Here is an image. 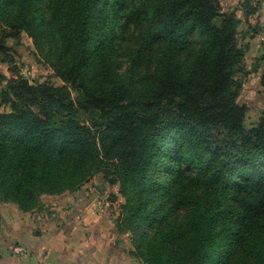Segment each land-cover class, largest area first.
Here are the masks:
<instances>
[{
  "label": "trees",
  "instance_id": "16d2710c",
  "mask_svg": "<svg viewBox=\"0 0 264 264\" xmlns=\"http://www.w3.org/2000/svg\"><path fill=\"white\" fill-rule=\"evenodd\" d=\"M242 23L220 0H0V61L25 32L64 82L7 80L0 200L32 211L103 173L134 262L264 264V113L246 126ZM259 59L264 88V46Z\"/></svg>",
  "mask_w": 264,
  "mask_h": 264
},
{
  "label": "crops",
  "instance_id": "0c3cea01",
  "mask_svg": "<svg viewBox=\"0 0 264 264\" xmlns=\"http://www.w3.org/2000/svg\"><path fill=\"white\" fill-rule=\"evenodd\" d=\"M91 188L89 182L59 201L46 196L32 211L0 200V264H133L129 239L116 230L117 203L96 207L115 187ZM20 244L28 249L24 258L12 251Z\"/></svg>",
  "mask_w": 264,
  "mask_h": 264
},
{
  "label": "rangeland",
  "instance_id": "374dc122",
  "mask_svg": "<svg viewBox=\"0 0 264 264\" xmlns=\"http://www.w3.org/2000/svg\"><path fill=\"white\" fill-rule=\"evenodd\" d=\"M248 1L249 0H220V3L223 11L230 12L234 10L238 17L243 20L240 26V34L238 35V43L250 46V50L246 57V65L250 73L246 76L238 75L237 77L241 78L243 84L238 100L241 105L247 107L245 118L246 126L252 127L264 113V88H262L260 84L263 63L259 59L263 53L264 46V0H250L252 7H259V9L247 20L245 18L244 7ZM6 43L9 58H3L0 61V96L5 88L7 80L12 76L13 71H18L20 75L27 78L29 82L33 84L47 82L56 87L64 85V82L56 76L55 70L50 65V62L42 56L32 38L25 32L19 33L17 38L7 39ZM8 111H10L9 106L2 103L0 105V112ZM105 179L106 177L103 173L95 175L91 179L92 188L89 191H94V185L105 184ZM118 189V187H115L111 190L118 192ZM85 191L86 189L82 190L80 195L84 194ZM67 193L69 192L65 194ZM53 197L56 201H59L62 195ZM100 202L101 203H98L97 201L96 207L102 211L106 210L108 205L105 206L103 200ZM133 264L143 263L134 262Z\"/></svg>",
  "mask_w": 264,
  "mask_h": 264
},
{
  "label": "built area",
  "instance_id": "2783aa9c",
  "mask_svg": "<svg viewBox=\"0 0 264 264\" xmlns=\"http://www.w3.org/2000/svg\"><path fill=\"white\" fill-rule=\"evenodd\" d=\"M12 251L18 258H24L27 256V248L24 245H16L13 247Z\"/></svg>",
  "mask_w": 264,
  "mask_h": 264
}]
</instances>
